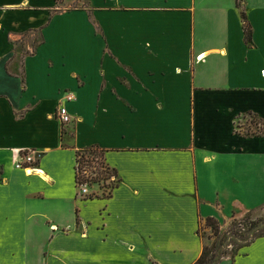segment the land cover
Masks as SVG:
<instances>
[{
  "label": "crops",
  "instance_id": "crops-1",
  "mask_svg": "<svg viewBox=\"0 0 264 264\" xmlns=\"http://www.w3.org/2000/svg\"><path fill=\"white\" fill-rule=\"evenodd\" d=\"M85 3L0 0L1 222L47 189L54 197L71 157L70 209L22 218L61 231L37 240L34 264H194L206 218L227 225L264 207V137L236 131L246 114L264 120V0ZM94 145L119 183L82 201L75 152ZM22 151L42 154L31 175L14 167ZM231 260L264 264V237Z\"/></svg>",
  "mask_w": 264,
  "mask_h": 264
},
{
  "label": "rangeland",
  "instance_id": "rangeland-1",
  "mask_svg": "<svg viewBox=\"0 0 264 264\" xmlns=\"http://www.w3.org/2000/svg\"><path fill=\"white\" fill-rule=\"evenodd\" d=\"M57 1V12H65V11H73L77 9H86L89 12V6L86 5L85 0H56ZM32 40L37 42L38 35L32 37L30 39H26L30 44ZM25 44V42L19 43ZM36 45V44H35ZM66 94V93H65ZM57 119V116L55 114ZM258 118L254 115L246 114L241 117L236 123V131L241 133L254 132L255 131V123L258 122ZM63 128L65 125H62ZM31 151H23L20 155L29 154ZM42 154L40 152H36L34 155V159L31 163L23 164V167L26 169L38 168L39 162L41 161ZM53 161H57V156L55 153L51 154L50 157ZM25 169V170H26ZM23 168L20 171H25ZM60 172L59 173V187L55 190L52 198L50 197L48 189L46 198L44 200L38 198H29L24 203V210L22 214L16 213V215H11L12 218L8 222H1L2 214H0V264H24L25 260L28 264H34L33 250L36 249L37 240L46 239L51 236V232H55V229H51L50 225L45 224L42 218H34L39 217L41 215L49 218H60L62 214V210L65 207L70 209L72 205L71 193L68 194V191L71 190L72 179L71 174L73 170V165L71 161V157H65L60 161ZM87 175L94 178L96 174H93L92 171L95 172L92 168H86ZM16 173L19 174V171L16 170ZM25 174V172H24ZM84 174V173H83ZM1 176V169H0ZM1 178V177H0ZM114 181V177L111 176L108 180L99 181L98 184L92 185V187L88 186L89 191L87 195L91 193H103L108 192V186L112 184ZM76 192L80 193L79 188H76ZM82 194V193H80ZM40 214V215H39ZM248 217L242 216L237 219L238 221L242 218H245L242 221L241 225H231L232 219L228 222L227 225H224L222 220L218 221L220 228L223 233H226V241L219 250L214 252V260L210 264H223L227 262L226 260H231V254H233L237 247L240 244V239L234 233L242 234L244 236L250 237L254 231L249 230L251 222H257L258 225L256 229L264 228V207L260 208L256 212L248 213ZM31 216L28 220H22V218H26L27 216ZM22 222L26 224L22 225ZM205 223V222H204ZM202 223L199 235L204 242V246L211 247L214 242H220V239L213 238V234L210 228H207L205 224ZM68 224H66L67 226ZM67 227H72L71 225ZM61 228V227H60ZM61 231L55 232L60 234ZM241 253V251H240ZM239 253V254H240ZM211 256V255H210Z\"/></svg>",
  "mask_w": 264,
  "mask_h": 264
},
{
  "label": "trees",
  "instance_id": "trees-1",
  "mask_svg": "<svg viewBox=\"0 0 264 264\" xmlns=\"http://www.w3.org/2000/svg\"><path fill=\"white\" fill-rule=\"evenodd\" d=\"M236 5L239 6V3L236 2ZM242 18L244 20V40L247 45L251 43L252 32L249 24L245 22V15L242 14ZM253 115V114H249ZM256 117V116H255ZM64 131L61 130V137H63ZM245 137H264V120L259 119L258 122L255 123V131L243 133ZM104 151L100 149L98 146L94 145L86 149L78 150L75 152V167H74V183L76 188L78 189L82 185L91 186L98 184L99 181L108 180L111 176L114 177V181L110 186H108V192L99 193H91L89 195L80 196L76 193V197L82 201L94 200V199H108L112 195V190L118 186L119 178L118 174L114 169L108 167L105 163L104 159ZM86 168H92L95 170L92 171L93 174H96L94 178L87 175L88 170ZM84 173V174H83ZM249 214H246L245 217H248ZM241 220L233 219L231 225H241ZM205 222V223H204ZM203 223L207 228H210L213 234V238L220 239V242L217 241L212 244L211 247H203L202 253L198 260L194 264H210L214 260V252L220 249L226 241V233H223L218 221L215 218L208 217L205 219ZM258 223L251 222L249 230L254 231L250 237L244 236L242 234H238L237 232L234 235H237L240 239V244L237 247L236 251L231 254V259H235L239 256L240 251L243 248L250 246L256 239L264 237V228L256 229ZM201 225L199 226L197 233L199 235ZM211 255V256H210ZM154 264V263H153Z\"/></svg>",
  "mask_w": 264,
  "mask_h": 264
},
{
  "label": "built area",
  "instance_id": "built-area-1",
  "mask_svg": "<svg viewBox=\"0 0 264 264\" xmlns=\"http://www.w3.org/2000/svg\"><path fill=\"white\" fill-rule=\"evenodd\" d=\"M262 74L264 75V72H262ZM72 100H74L73 94L66 93L63 95L62 102H70ZM56 116L61 125H67L71 123L73 120V118L68 113L67 108L64 106V103L57 108ZM22 152L13 153V164H14V167L18 170H20L21 168L25 170L26 168L23 167V164L31 163L36 153V151H31L29 154H24L21 156L20 153ZM79 191L80 193H82L80 194L77 192L80 196H85L87 195L89 188L87 185H82L79 187Z\"/></svg>",
  "mask_w": 264,
  "mask_h": 264
},
{
  "label": "bare ground",
  "instance_id": "bare-ground-1",
  "mask_svg": "<svg viewBox=\"0 0 264 264\" xmlns=\"http://www.w3.org/2000/svg\"><path fill=\"white\" fill-rule=\"evenodd\" d=\"M33 171H35V169L29 168V169H26L24 172L26 175H31Z\"/></svg>",
  "mask_w": 264,
  "mask_h": 264
}]
</instances>
